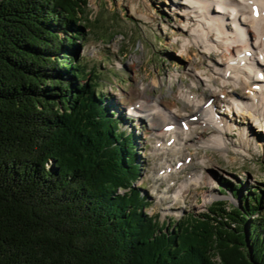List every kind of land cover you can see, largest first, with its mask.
Returning <instances> with one entry per match:
<instances>
[{
  "label": "trees",
  "instance_id": "16d2710c",
  "mask_svg": "<svg viewBox=\"0 0 264 264\" xmlns=\"http://www.w3.org/2000/svg\"><path fill=\"white\" fill-rule=\"evenodd\" d=\"M87 5L0 0V264H264L260 190L171 226L145 210L138 138L78 61Z\"/></svg>",
  "mask_w": 264,
  "mask_h": 264
},
{
  "label": "rangeland",
  "instance_id": "374dc122",
  "mask_svg": "<svg viewBox=\"0 0 264 264\" xmlns=\"http://www.w3.org/2000/svg\"><path fill=\"white\" fill-rule=\"evenodd\" d=\"M87 1V43L79 49L78 61L89 72L96 74L98 80L105 85L106 89L102 94L107 96L106 102L114 107L113 110L118 114L125 111L128 115L134 105L139 106V101H146L149 104L161 103L170 110L177 104L185 111H190L175 96L182 86L191 87V76L183 75L188 67L194 69L203 66L196 59L197 48L193 49L190 56L181 55L187 33L182 30L184 20L176 17V12L182 11L178 6L180 0ZM176 73L180 74L179 80L173 78ZM193 91L201 93L202 90L199 87ZM238 91L240 94L245 92L244 89ZM131 119L135 120L132 125L138 128V133L142 136L139 142L140 152L141 155L145 153L147 171H151L157 160L151 153L153 140L162 139L157 136L162 133L166 121L159 116ZM183 119L186 120L185 117ZM242 119H234L238 123L236 128L245 127L247 122L244 123ZM192 123L197 125L198 121ZM124 124L122 129L132 132ZM192 132L194 139L187 143L184 153L173 152L167 155L169 161L176 163L181 159L179 161L183 164L188 158L187 155L191 154L189 157L192 158L188 165L172 174L171 179L178 182L174 188L182 181L194 180L199 173L204 175L203 184H195L186 199L174 202L168 192L174 193L175 189L165 192L163 188L167 178L155 179L147 171L143 180L138 178L134 183L136 187L143 185V190L153 197L147 211L152 216H157L161 224L166 222L173 225V222L182 220L188 214H202L222 200L229 206H241L240 201L252 190H260L264 194V135H259L258 131L251 135L256 142L253 141L251 145L248 142L249 149L243 148L241 151L244 156L233 151L224 156L221 152L200 146L215 133L212 126L200 125ZM234 137L238 140L237 144L241 142L236 133ZM230 148L234 150L233 147ZM208 156L213 162V168L200 163ZM211 189L217 198L205 202L206 194ZM122 192L123 190L119 193Z\"/></svg>",
  "mask_w": 264,
  "mask_h": 264
},
{
  "label": "bare ground",
  "instance_id": "6f19581e",
  "mask_svg": "<svg viewBox=\"0 0 264 264\" xmlns=\"http://www.w3.org/2000/svg\"><path fill=\"white\" fill-rule=\"evenodd\" d=\"M178 6L182 11L176 12V17L184 20L182 30L187 33L181 55L190 56L193 49L197 48L196 59L203 66L194 69L188 67L183 75L191 76V87L182 86L175 96L190 111H185L177 104L174 110H170L161 103L139 101V106L133 104L128 115L140 119L159 116L166 121L164 127L184 120L183 117L188 120L194 116L199 124L191 123V126L195 125L192 129L189 124L183 123L180 125L183 129L173 126V130H169L171 133L163 132V137L166 134L169 139H177L172 148L166 146L165 140L163 143L159 141L164 150L168 147V154L184 153L187 143L194 139L192 130L208 124L213 126L215 133L201 143L202 148L221 152L224 156H228L230 151L244 156L242 149H249L248 142L251 145L255 141L251 138L257 131L255 128H264V0H180ZM179 77L178 73L173 76L176 80ZM199 87L201 93L193 91ZM239 89L245 92L240 94ZM210 99L212 101L207 103ZM219 109L228 111L229 116L233 114V117L229 120ZM218 114L224 119L220 117L219 123L215 120ZM234 117L243 118L247 122L245 128L242 126L237 130L238 123ZM185 126L188 127L187 131H184ZM181 133L184 134L180 136ZM233 133L241 140L238 144ZM255 145L260 147L258 143ZM200 163L206 167L213 166L209 156ZM199 174L194 180L180 185L178 191L175 189L177 195L174 202L186 199L195 184H203L204 175ZM215 198L217 195L211 189L206 194L205 202Z\"/></svg>",
  "mask_w": 264,
  "mask_h": 264
}]
</instances>
